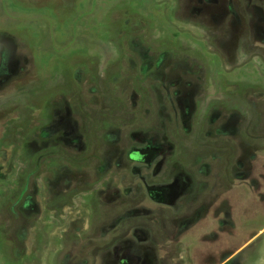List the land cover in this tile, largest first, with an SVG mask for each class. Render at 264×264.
I'll return each instance as SVG.
<instances>
[{
	"label": "rangeland",
	"instance_id": "obj_1",
	"mask_svg": "<svg viewBox=\"0 0 264 264\" xmlns=\"http://www.w3.org/2000/svg\"><path fill=\"white\" fill-rule=\"evenodd\" d=\"M249 1L0 0V264H101L147 227L158 264H264V0ZM126 144L160 152L163 175L119 166ZM171 167L208 187L155 203ZM25 188L38 219L18 217Z\"/></svg>",
	"mask_w": 264,
	"mask_h": 264
},
{
	"label": "flooded vegetation",
	"instance_id": "obj_2",
	"mask_svg": "<svg viewBox=\"0 0 264 264\" xmlns=\"http://www.w3.org/2000/svg\"><path fill=\"white\" fill-rule=\"evenodd\" d=\"M251 1L252 0H250L249 2ZM156 44L157 43L151 44L150 46L157 47ZM157 51L158 53H160L159 50ZM164 59L165 58L160 56V59L158 61L159 64H157V66L161 67V64L164 61ZM148 70H149V67H148ZM167 75L168 74L163 76V79L169 78L166 81H164L165 86L172 85L171 84L173 83L172 79L174 80L179 79L178 77H174L170 74H169V77ZM189 82H186V83L187 84L189 83L190 85L199 88L198 86L200 85L199 81H197L196 83L192 81H189ZM182 86H183L182 89L184 90L185 87L184 85ZM194 87L192 89L190 86L187 85V88L189 90H187V92H180V93H183V98L187 97L188 95L187 93L195 92L196 88ZM166 90H167L166 93L168 95V100L170 101V104H171L170 109L175 110L176 112L179 111L180 114H182L183 119L189 118L191 115H194V110H195L194 102L193 103L187 102V104L184 105L183 101H180L179 99H177L178 103H176V101L172 99V97L170 96L171 95L170 89H166ZM185 107H187V109L189 110V112L186 114L184 112ZM123 148H128V151L125 154L124 152L121 153V155L119 156L117 160L118 165L119 166H121L122 164L125 165V162H126L125 158L127 161L137 164L138 166L133 168V170H138L139 172L138 174L140 178L145 182L147 186H149L147 182V177L146 176L143 177L141 174L143 170H150L151 167L156 164L157 165L156 169L158 170V172L155 174V177H157L156 175H161V176L163 175L162 173H160L163 167L159 165L160 162L157 161L159 156L161 155L160 152L156 151L155 154H153L152 152L149 151V147L147 146H139V147L132 146L129 149V146H127L126 144ZM111 161L112 159L109 157L108 163L111 164ZM167 170H170V171L168 172L167 175H165L166 177L163 180L165 183H162L160 185L156 184V188L147 187V190L150 193L149 196L155 203L164 204L163 202H168L165 204L172 205L173 202L175 201V204H174L175 206L183 202L184 196L187 198L186 200L187 202H193L194 198L196 197V194H193V193H197L200 190H202V186L208 187L207 183L201 184L198 181V179H196L194 176H193L194 182L185 181L182 178L183 173L179 174V168L171 167ZM123 181H125V179H123ZM107 187L110 188L109 186ZM35 191L37 190L35 189ZM35 191L32 194L30 193L27 194V190L25 188L24 192L20 194V189L16 190V196H18L19 199L15 200L14 207L16 208V212L19 211V216L17 215L18 217L23 215L24 218H27V219L29 218L38 219L40 208L38 205H36V201H35L36 192ZM162 192L164 194L163 196H162ZM51 193L53 194L55 199L62 200L64 198L63 193L59 190L57 192L51 191ZM163 198H165V201H163ZM31 208H32V211H31ZM174 208L175 210H178L179 205H178V208L176 207ZM220 223H221V226L222 225L224 226V224L229 225V222L227 221H222ZM115 224H116V220L112 222L113 227ZM146 230L144 229L138 230L134 232L132 236H128L129 233H126L123 236H117L107 241V244L103 247L102 251L106 253L105 255L106 257L107 255H110L111 260L108 261L107 259L103 258L101 264H158L156 261L154 262V259L152 258V254L159 252V250L154 252V249H156L157 242H158L156 241L154 237L157 235L150 229V227H147ZM149 255L150 257L148 258ZM159 264H164L163 260L160 259Z\"/></svg>",
	"mask_w": 264,
	"mask_h": 264
}]
</instances>
